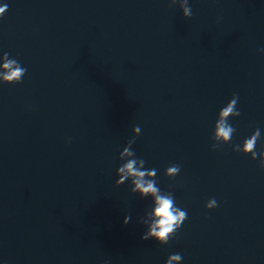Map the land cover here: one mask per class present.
Masks as SVG:
<instances>
[{"label":"water","instance_id":"water-1","mask_svg":"<svg viewBox=\"0 0 264 264\" xmlns=\"http://www.w3.org/2000/svg\"><path fill=\"white\" fill-rule=\"evenodd\" d=\"M188 3L0 0V57L27 69L0 82V264H264V170L233 151L256 128L264 151V0ZM135 126L132 151L188 214L165 245L141 240L152 198L115 184Z\"/></svg>","mask_w":264,"mask_h":264},{"label":"clouds","instance_id":"clouds-1","mask_svg":"<svg viewBox=\"0 0 264 264\" xmlns=\"http://www.w3.org/2000/svg\"><path fill=\"white\" fill-rule=\"evenodd\" d=\"M177 0H170L169 7L175 5ZM179 8L184 18L192 16V9L188 0H179ZM7 5L0 6V16L6 12ZM259 51H264L260 49ZM0 60V82L4 84H18L22 81L27 69L22 67L16 59H10L8 53H4ZM238 94H233L232 99L218 113V118L214 126L212 139L213 150L220 148L223 144H229L232 141L233 134L236 129L229 123L232 117L241 115L236 107L238 103ZM132 137L127 145L119 154V159L124 161L117 171L118 179L115 181L116 186L123 185L126 181L130 182V191L134 194H139L141 198L151 197L153 207L150 212L140 218V223L146 226V231L141 235V240H155L161 245H165L169 240L176 235L184 221L188 218L187 211L175 205V200L171 192H163L157 184L156 169H146L145 160L137 158L135 152L132 151V145L136 138L141 134V128L135 126L132 129ZM261 131L256 128L249 138H246L242 145L236 144L233 146V151L241 152L244 155H250L252 160H256L257 156L260 159V168L264 170V151L259 153L256 150V145L260 139ZM70 142V141H69ZM180 172V165L173 164L169 166L164 175L169 178H174ZM218 206L215 198L209 199L205 204V209H214ZM131 217L126 216L123 223L127 225ZM183 257L180 253L170 255L166 264H181Z\"/></svg>","mask_w":264,"mask_h":264}]
</instances>
